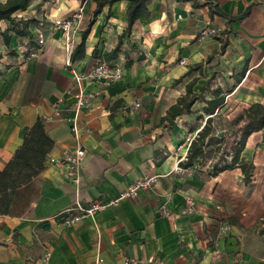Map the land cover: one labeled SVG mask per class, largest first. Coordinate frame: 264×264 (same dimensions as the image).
Returning a JSON list of instances; mask_svg holds the SVG:
<instances>
[{
  "label": "crops",
  "instance_id": "obj_1",
  "mask_svg": "<svg viewBox=\"0 0 264 264\" xmlns=\"http://www.w3.org/2000/svg\"><path fill=\"white\" fill-rule=\"evenodd\" d=\"M209 1L215 0H199L203 5L196 7L193 0H149V17L138 19L130 35L124 34L130 1L105 5L89 32L85 55L74 61L63 32L49 34L51 22L83 8L80 27L73 31L75 49L94 16L95 0H33L14 13L47 29V46L35 57L28 53L36 47L34 33L32 41L10 32L7 46L2 32L9 23L1 21L0 171L39 118L55 144L29 186L22 213L0 214V264H91L97 258L104 264L129 258L139 264H264V127L248 137L240 155L255 166L250 183L239 166L209 174L222 142L187 171H173L185 153L179 144L205 125L203 98H214L215 88L225 96L214 114L219 137L243 125L230 127L229 121L244 109L264 104V0H217L229 15L253 4L246 19L231 25L221 15L210 16ZM223 31L228 32L222 36ZM220 36L228 41L225 49ZM120 39L119 52L111 57ZM99 60L123 67L124 77L79 114L87 153L77 188L53 160L77 143L66 119L75 101L73 71L84 73ZM192 81L200 95L193 112L163 120ZM84 85L87 91L95 88ZM59 98L64 101L56 115ZM152 175L159 176L153 188L123 196L137 179ZM77 201L106 207L64 225L60 214ZM47 251L51 256L44 263Z\"/></svg>",
  "mask_w": 264,
  "mask_h": 264
},
{
  "label": "trees",
  "instance_id": "obj_2",
  "mask_svg": "<svg viewBox=\"0 0 264 264\" xmlns=\"http://www.w3.org/2000/svg\"><path fill=\"white\" fill-rule=\"evenodd\" d=\"M33 0H0V23L5 20L9 23L8 28L2 32L5 37V44H10L9 33H15L18 36H29L33 41V34L31 28L38 22L37 19H18L14 16L19 10H26L29 8ZM97 7L94 11L93 18L88 22L86 28L82 32L81 42L75 47L72 52L71 59L74 61L80 59L85 55L86 40L89 32L95 22L97 15L101 12L105 5L112 6L119 0H95ZM130 6L127 11V25L124 29L125 35H130L134 23L144 17H149L150 11L148 9L149 0H128ZM189 1V0H184ZM194 5L199 7L203 5L199 0H193ZM215 1L207 2L209 6L210 16L215 14L221 15L227 19V23L231 25L237 20H244L250 14L252 5H249L240 15H229L223 11L219 4ZM1 30V26H0ZM228 31H223V36ZM220 36L222 40V48L225 49L228 41ZM35 44V43H34ZM121 39L118 45L109 54L111 57L116 56L119 52ZM36 46V45H33ZM94 53L97 54L96 49ZM0 53V59H1ZM130 63V62H129ZM201 64L195 67H200ZM208 83V82H207ZM195 81L187 85V92L181 96L177 103L171 106L167 115L163 120L175 119L178 115L183 113H192L194 103L200 98L199 94L193 91ZM214 98H203L206 105L204 107L205 113L208 115L205 125L197 133L193 139L188 150L187 159L181 163L183 167L193 166L194 163L200 162L207 155L211 145L222 142V137L215 133L213 126L214 114L217 109L225 102L223 89L217 87L213 90ZM244 122L243 125H240ZM230 127L238 126L233 133L236 135L233 145L231 146L232 159L228 160L224 155H221L217 161L211 164L210 175H217L223 170L239 166L246 178V182L250 183L253 176L255 166L251 162L245 161L240 155L246 146L248 137L255 131H259L264 127V104L257 102L251 104L243 112L238 114L233 120L229 121ZM54 139L48 134L45 128V123L41 118L32 125L26 128V134L23 143L16 149L13 156L7 163L6 167L0 171V214H20L22 213V204L28 198L29 186L32 181L44 170L46 160L52 147L54 146ZM218 150L221 147H217Z\"/></svg>",
  "mask_w": 264,
  "mask_h": 264
},
{
  "label": "built area",
  "instance_id": "obj_3",
  "mask_svg": "<svg viewBox=\"0 0 264 264\" xmlns=\"http://www.w3.org/2000/svg\"><path fill=\"white\" fill-rule=\"evenodd\" d=\"M58 10L61 8L58 7ZM84 13L83 8L72 12L68 17L61 18L56 17L51 22L50 32L60 30L63 32L66 39V49L72 53L74 49L73 45V31L79 29L80 24L83 20ZM31 31L35 35L36 47L28 50L30 57H35L40 54L47 46V29L42 24L34 25L31 28ZM29 57V58H30ZM186 60L182 59L181 63H185ZM70 64V63H69ZM75 80H76V91L74 93L75 101L72 107V115L66 117V119L71 123V130L74 136L77 139V143L73 148H64L62 157L59 159H54L53 163L61 165L65 168L66 177L77 187L79 188L82 183V169L83 163L86 158V149L83 144L80 142V130L78 125V117L81 111L85 108H89L93 103V98L98 95L100 92L109 88L114 82L120 80L124 77L123 67L120 65L111 64L105 60H99L90 70L80 73L73 71ZM85 82L95 86L94 89L87 91L85 88ZM63 98H59L55 104L56 115L60 114V104L63 103ZM59 105V106H58ZM140 104L137 103V106ZM54 116H47L45 120H52ZM196 133H191L186 138V140L179 144L178 149H184V155L179 159L175 169V173H183L187 171L188 168L183 167L181 163L187 159L188 150L190 145L197 135ZM159 176L152 175L149 177H144L137 179L123 194V196H135L139 189H150L158 182ZM188 210H194V202L191 198H187ZM106 205L103 203H95L92 206L86 207L80 201H77L73 206L67 208L60 215L62 217V222L64 225H73L85 216L93 215L96 211L105 208ZM225 228L223 231H225ZM51 256V252L47 251L43 256V262L47 263ZM155 264H165L162 260H153ZM75 264H86V263H75ZM91 264H104L102 258H97L94 263ZM123 264H139V260L136 258L126 259Z\"/></svg>",
  "mask_w": 264,
  "mask_h": 264
},
{
  "label": "rangeland",
  "instance_id": "obj_4",
  "mask_svg": "<svg viewBox=\"0 0 264 264\" xmlns=\"http://www.w3.org/2000/svg\"><path fill=\"white\" fill-rule=\"evenodd\" d=\"M232 130L233 129L228 130L229 132H227L226 134L222 135V138H223L222 147H223V149L220 152V156L221 155H224V156L225 155H228V156L231 155V146L233 145L234 140L236 138V135L233 133Z\"/></svg>",
  "mask_w": 264,
  "mask_h": 264
},
{
  "label": "water",
  "instance_id": "obj_5",
  "mask_svg": "<svg viewBox=\"0 0 264 264\" xmlns=\"http://www.w3.org/2000/svg\"><path fill=\"white\" fill-rule=\"evenodd\" d=\"M221 135H222V132H221Z\"/></svg>",
  "mask_w": 264,
  "mask_h": 264
}]
</instances>
